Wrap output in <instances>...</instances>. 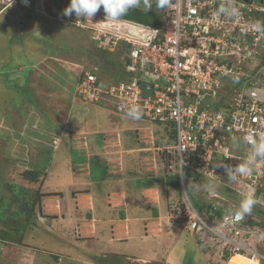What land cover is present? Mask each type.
I'll return each instance as SVG.
<instances>
[{"label": "built area", "instance_id": "1", "mask_svg": "<svg viewBox=\"0 0 264 264\" xmlns=\"http://www.w3.org/2000/svg\"><path fill=\"white\" fill-rule=\"evenodd\" d=\"M233 2L240 15L226 20L217 16L225 0H171L160 27L107 19L97 12L100 22L90 28L93 43L106 52L129 45L122 60L133 76L126 83L107 84L85 71L75 89L82 100H108L122 116L126 106L136 104L140 120L172 124L175 141L170 148L186 210L172 212L171 218L199 236L200 245L201 237L210 239L208 247L221 259L240 254L264 264V161L238 183L228 182L219 166L242 162L250 150L243 137L264 132V33L250 27L264 14V0ZM141 82L151 87L143 88ZM232 136L242 140L235 150ZM185 170L191 172L189 179L198 175L227 186L237 198L250 188L257 203L236 220L232 213L239 203L234 198L207 192L203 210L208 215L200 213L187 194Z\"/></svg>", "mask_w": 264, "mask_h": 264}, {"label": "rangeland", "instance_id": "2", "mask_svg": "<svg viewBox=\"0 0 264 264\" xmlns=\"http://www.w3.org/2000/svg\"><path fill=\"white\" fill-rule=\"evenodd\" d=\"M28 1L29 4H24L22 0H0V209L5 208L2 212L5 218H2L3 215L0 217V229H5L8 236H11L9 232L25 222L23 217L12 212L21 210L25 213L28 204L35 207L32 202L37 195L36 184L27 181L23 171L29 168L43 170L55 164H63L68 153L72 154L67 136L74 131H80L91 141L97 140L99 132L103 134L107 130L126 128L132 133L134 129H144L139 133L138 141L153 147L154 160H144L147 163L143 166L152 168L154 176L163 175L165 180L168 177L158 170L156 163L157 148L161 147L156 143V135L160 132L151 129L144 120L132 121L118 115L108 100L92 104L81 101L75 95L76 86L73 88L71 83L61 81L60 75L66 78L64 75L67 73L76 79L82 70L90 71L94 66L99 69L98 76L105 78H109L108 73L122 69V51L101 53L91 42L90 28L94 24L98 25L97 20L101 17L94 15L87 20L75 14L64 16L63 10L70 0ZM147 126L150 129H145ZM121 133L119 141L122 140ZM108 136L110 141H115L113 137L117 135ZM71 139L75 148L80 145L81 137L72 136ZM78 168L79 172L87 171L86 165ZM184 183L194 205L202 204L210 198L208 193L204 198L203 189L194 186L187 177ZM157 184V190L166 191L163 182ZM170 188L168 192L172 194ZM8 199L11 201L10 209ZM239 199L234 200L239 203ZM103 200L99 198L100 202ZM25 202L27 208L24 209ZM165 202L169 203L166 199ZM168 213H172L169 207ZM168 216L169 223H179L171 229L183 232L172 237L169 243L164 234L161 237L165 242L162 248H167L158 256L164 258L170 254L167 264H222L223 259L208 247L212 242L210 239L201 237L203 245H200L199 236L186 229L180 220L175 221L171 215ZM41 218L39 221L43 223ZM31 221L25 225L22 234L18 232L10 238L19 243L20 247L23 246L26 253L15 254L13 249L5 251L4 246L0 250V264H74L60 254H57L61 258L56 262L50 254H56L53 251L58 250L59 245L65 246L64 242L55 240L56 236L65 240L70 234L60 228L51 231L49 228L44 230V227L34 226V229ZM50 231L53 234H49ZM28 238L32 239L30 243L26 242ZM18 255L25 259L21 260ZM240 256L235 255L224 264H257V260L255 262ZM105 264L132 262L126 258L115 261L110 256ZM154 264L160 263L156 261Z\"/></svg>", "mask_w": 264, "mask_h": 264}, {"label": "crops", "instance_id": "3", "mask_svg": "<svg viewBox=\"0 0 264 264\" xmlns=\"http://www.w3.org/2000/svg\"><path fill=\"white\" fill-rule=\"evenodd\" d=\"M119 130H107L102 136L99 132L97 140L91 141L80 131L72 132L67 136L72 154L68 153L63 164L40 170L38 181L31 182L36 184L35 192L44 194L34 207L33 228L44 227L51 231L60 228L70 234L65 240L56 236L55 240L65 245H59L58 250L53 251L56 254L50 253L56 262L62 255L74 264H105L110 256L115 261L131 259L132 264H154L156 261L167 264L170 254L164 258L158 256L167 248H162L165 242L161 237L166 234L169 243L172 237L183 232L171 229L179 223H169L165 202L168 192L157 190V185H142L151 175L139 172L153 170L143 166L147 163L144 160H154L150 154L153 147L145 144L139 149H123ZM110 134L117 135L113 137L115 141H110ZM72 136L81 137L76 148ZM138 152L147 153L140 155ZM75 154H80L81 159L75 158ZM81 165H86L85 173L78 171ZM99 198H103V202ZM51 231L49 234H53ZM4 246L5 251L13 249L15 254L26 253L23 246L9 238L0 239V250ZM18 257L21 259L20 255Z\"/></svg>", "mask_w": 264, "mask_h": 264}, {"label": "trees", "instance_id": "4", "mask_svg": "<svg viewBox=\"0 0 264 264\" xmlns=\"http://www.w3.org/2000/svg\"><path fill=\"white\" fill-rule=\"evenodd\" d=\"M97 12L100 14L106 15L103 7H101ZM164 16H165V11H155L153 9V10H150L148 12H145V11H141L139 9H136V10H129V12L120 19L132 21L135 23L143 24V25L160 27L164 23V20H165ZM257 18L259 21L264 22V14L263 15H257ZM90 38H91V36H90ZM91 42L93 43L92 39H91ZM93 45L96 48V50L100 51L101 53H106V51H103V50L97 48L94 43H93ZM128 48H129V45L122 43L114 52L122 51L124 53L128 50ZM108 53L111 54V52H108ZM109 63H111V61H109ZM120 66L122 67V69L120 71H118L116 73H114V72L108 73L109 78L99 77L98 73H100V72L96 66H94L93 69H91L90 71L95 73L97 80L99 82H104L107 84H118L120 82L126 83V82L131 80V77L133 76V72L128 71L126 69V67L124 66V63H121ZM97 70H98V72H97ZM103 70L106 71V69H103ZM83 73H84V71L82 70L79 77H81L83 75ZM64 76L66 78H64L63 76L60 75V77L62 78L61 81L65 82V83L66 82L71 83L70 86L72 87V85H73V88H75L77 80L79 79V77L75 79L73 76H70L67 73H65ZM68 77H70V78H68ZM73 78H74V82L72 81ZM235 87H236V85L231 86L232 89H234ZM74 90H75V95H77V97L85 103H91L92 104V103L100 102V101L88 102V101L82 100L78 96V94L76 93V89H74ZM118 115H120V114H118ZM120 116H122V115H120ZM123 117H125V116H123ZM144 123H147L148 125H150L151 129H154L156 132H160V133H157V135H156V143L158 145H161L160 148H162V150H158V152H157L158 154H157V158H156V163H157V167H159L158 170L162 174H164V173L167 174L168 177L165 180L163 178V175L162 176H154L155 173L153 170H149L146 172H139L140 175H144V176H150L151 175V177H149L146 182L143 181L142 185H145V187H147V186L148 187H151V186L154 187V186L158 185L159 183L157 184V182L160 181L161 183L163 182V184L167 187V188L165 187L166 193L168 192V188L171 187L172 189L171 188L170 189L172 190L173 193L170 194L168 192L166 195V201L169 202L167 205H168L170 211L176 212V211L180 210V211L184 212L186 209H185V204L183 201L184 198H183V194H182V190H181L179 176L177 174V163H176V158H175V152L172 148H170V146L174 145V141H175V135H174L175 131L172 127L173 125L170 123L163 125V124H160L158 122H152V121H148V120L144 121ZM147 127H149V126H147ZM127 129H130V128H127ZM121 131H122L121 136H122V147H123V149H127V150L128 149H139V148L145 147V144L140 143L138 141V135L141 132V128L138 130L134 129L132 131V133H129L128 132L129 130H126V128H125V130L120 129V132ZM100 134H101V136L103 135L102 133H100ZM136 135H137V137H136ZM149 147H151V146H149ZM138 153L140 155H143V154H146L147 152H138ZM150 154L153 155L152 151H150ZM75 155H76L75 158L77 157V159H81V157H82L80 154H75ZM83 158H84V156H83ZM170 161H172V163ZM126 172H128V170H126ZM135 172H136V170H134V173ZM22 174H23V177L25 179L29 180L30 182H37L38 177L41 173H40L39 169L36 170L33 168H29V169L23 171ZM190 174H191L190 171L185 170L183 172L184 180L186 177L189 179ZM189 180L193 183L194 186L196 185V186H199L203 189L202 194H203V197L205 198V194H207V192H208L206 189V186L212 182L205 179V178H199L198 175H195V177L193 179H189ZM216 186H217V188H216L215 192H218V193H220L224 196H228L230 198H234V199L237 198L236 195H234V193H232V191L229 188H227V186H223V185H216ZM168 194H170V196ZM42 195H44V194L37 193V195L34 197L35 201H33L32 203H34V205H35L37 201L40 202ZM48 195H51V194H48ZM8 200L10 201V199H8ZM26 205H27V202H25L23 204L24 209H25ZM194 206L199 210L200 213L205 212V214L208 215V212L203 210L205 203L196 204ZM10 208H11V201L9 203V209ZM28 208H29V211L27 210ZM28 208L25 210V213H22L21 210H20V212L18 210H14L12 212L13 214H15L19 217H23L25 222L23 224H21L20 227H16L15 230L12 229L13 231H11V233L9 232V235H11V236L6 235L7 231L5 229L4 230L0 229V233H1L0 239H3V240H5V238L10 239L11 237H14L15 234H18V232L20 234H22L21 232L25 231L26 223L30 222V219H32V216H35L34 206L33 205L31 206L28 204ZM4 209H2V210L0 209V217L3 215L2 218H5V214L2 213L4 211ZM233 257H235V255H232L229 258L227 256H224L222 258L223 259L222 261L230 260ZM244 258H247V257L244 256ZM247 259H249V258H247ZM214 264H221V263L217 262ZM222 264H224V262H222Z\"/></svg>", "mask_w": 264, "mask_h": 264}, {"label": "clouds", "instance_id": "5", "mask_svg": "<svg viewBox=\"0 0 264 264\" xmlns=\"http://www.w3.org/2000/svg\"><path fill=\"white\" fill-rule=\"evenodd\" d=\"M172 6L171 0H70V3L63 10V15L71 17L75 14L77 17H83L90 20L97 11L103 7L106 18L118 20L125 16L129 10L139 9L148 12L150 10L165 11ZM240 15L239 8L233 0H225V3L217 9V16L226 20H234ZM250 27L257 33H264V22L256 21ZM239 77H234V82H238ZM125 118L132 121H139L142 118V111L136 104L126 106ZM255 137V138H254ZM231 146L235 150L242 142L241 138L232 136ZM243 141L250 144V150L243 157L242 162L236 166L221 164L224 167L227 181L238 183L241 177H247L256 170L259 161H264V132L259 130L250 132L243 137ZM239 159V158H238ZM216 184L209 183L206 189L210 193L216 191ZM239 204L233 211L234 219L241 220L250 214L253 206L257 203L252 189L239 192Z\"/></svg>", "mask_w": 264, "mask_h": 264}, {"label": "water", "instance_id": "6", "mask_svg": "<svg viewBox=\"0 0 264 264\" xmlns=\"http://www.w3.org/2000/svg\"><path fill=\"white\" fill-rule=\"evenodd\" d=\"M22 2H23L24 4H29V1H28V0H22ZM102 85H103V87H105V84H102ZM140 85H141L143 88H150V87H151L149 84H146V83H143V82H141Z\"/></svg>", "mask_w": 264, "mask_h": 264}, {"label": "bare ground", "instance_id": "7", "mask_svg": "<svg viewBox=\"0 0 264 264\" xmlns=\"http://www.w3.org/2000/svg\"><path fill=\"white\" fill-rule=\"evenodd\" d=\"M100 22V21H99ZM97 23V22H96ZM233 255H240V254H233ZM232 256V255H231ZM236 257H238V256H236ZM240 257H243L242 255L240 256ZM252 260H255V262H256V258H251Z\"/></svg>", "mask_w": 264, "mask_h": 264}]
</instances>
